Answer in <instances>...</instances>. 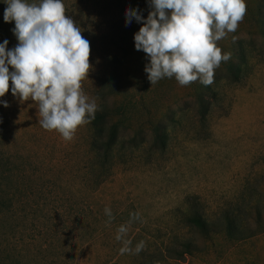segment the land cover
<instances>
[{
  "label": "rangeland",
  "instance_id": "1",
  "mask_svg": "<svg viewBox=\"0 0 264 264\" xmlns=\"http://www.w3.org/2000/svg\"><path fill=\"white\" fill-rule=\"evenodd\" d=\"M63 3L90 42L81 90L117 125L119 143L103 158L99 139L88 147L86 124L71 141L43 129L37 102L14 97L9 81L0 97L8 104L0 103V163L12 171L3 182L15 217L0 227L2 237L27 264H264V0H245L237 30L216 42L231 58L209 86H181L174 77L150 84L149 60L134 42L143 23H125L127 9L146 20L150 0ZM6 7L0 0L7 51L18 40L14 21H4ZM157 124L167 133L163 148ZM194 210L217 226L225 214L237 217L246 238L188 227L183 215ZM122 225L128 231L118 241ZM184 240L196 250L171 259ZM124 241L132 252L121 254Z\"/></svg>",
  "mask_w": 264,
  "mask_h": 264
},
{
  "label": "clouds",
  "instance_id": "2",
  "mask_svg": "<svg viewBox=\"0 0 264 264\" xmlns=\"http://www.w3.org/2000/svg\"><path fill=\"white\" fill-rule=\"evenodd\" d=\"M4 2V21H14L18 44L6 51L8 41L0 43V97L11 81L14 97L37 102L41 127L71 141L77 128L99 110L96 100L81 90L91 68L90 42L66 16L63 0ZM149 7L146 20L139 9H127L125 23L133 19L143 23L134 42L149 60L144 71L150 84L174 77L181 86L197 80L212 85L215 69L231 58V53L222 55L216 42L237 30L246 14L245 0H150ZM0 103L8 107L7 102ZM105 214L109 222L114 219L110 208ZM127 231L126 225L120 226L116 239L123 240ZM124 243L121 254L132 252L131 242ZM144 247L141 241L135 254Z\"/></svg>",
  "mask_w": 264,
  "mask_h": 264
},
{
  "label": "trees",
  "instance_id": "3",
  "mask_svg": "<svg viewBox=\"0 0 264 264\" xmlns=\"http://www.w3.org/2000/svg\"><path fill=\"white\" fill-rule=\"evenodd\" d=\"M199 98L201 103L202 97L199 96ZM107 120H109V118L106 113H95V118L86 124L89 129L93 130V136L86 139L87 145L92 151V148H94L97 142H99L97 139H99L101 142L99 150L103 152V158H106L107 155L115 151V146H117L119 143L117 125L113 123L107 124ZM154 132L160 142L161 147L163 148L165 146V139L167 138L166 131H164L163 127L157 124L155 126ZM103 164L104 162L97 163L99 167L104 166ZM2 166L3 164L0 163V227L8 228L11 226V220L15 217V213L13 211L11 193L3 181L6 180L9 182L11 180L12 171L7 166L5 169H1ZM183 216L188 227L195 228L203 235L209 236L210 233L223 234L232 241H239L246 238V236L243 234V229L240 227L241 222L240 220H237V217L235 216L225 214L221 218V224L219 226L206 219L203 215L195 210L184 213ZM2 234L3 233L0 232V264H27L24 261L23 255L20 253V251L10 243V238H3ZM178 246L179 249L175 247V249H172L174 250L173 252L170 250V252L174 254V257H171V259H177V257H182L185 254H191L196 250L194 243L188 240L178 242Z\"/></svg>",
  "mask_w": 264,
  "mask_h": 264
}]
</instances>
